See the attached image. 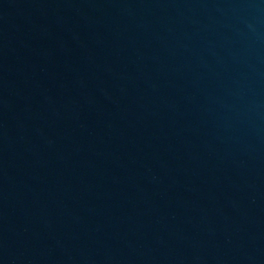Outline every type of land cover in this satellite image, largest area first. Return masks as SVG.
Returning a JSON list of instances; mask_svg holds the SVG:
<instances>
[{
	"label": "water",
	"instance_id": "water-1",
	"mask_svg": "<svg viewBox=\"0 0 264 264\" xmlns=\"http://www.w3.org/2000/svg\"><path fill=\"white\" fill-rule=\"evenodd\" d=\"M0 264H264V0H0Z\"/></svg>",
	"mask_w": 264,
	"mask_h": 264
}]
</instances>
